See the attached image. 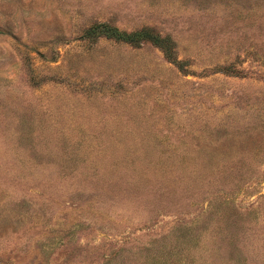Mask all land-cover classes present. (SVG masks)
<instances>
[{"label":"rangeland","instance_id":"rangeland-1","mask_svg":"<svg viewBox=\"0 0 264 264\" xmlns=\"http://www.w3.org/2000/svg\"><path fill=\"white\" fill-rule=\"evenodd\" d=\"M0 264H264V0H0Z\"/></svg>","mask_w":264,"mask_h":264},{"label":"trees","instance_id":"trees-1","mask_svg":"<svg viewBox=\"0 0 264 264\" xmlns=\"http://www.w3.org/2000/svg\"><path fill=\"white\" fill-rule=\"evenodd\" d=\"M87 31L92 32L93 34H103L108 37H112L117 40H123L130 44L138 45L142 40H149L154 45L160 47L164 54L168 53L166 48V37L161 36L158 33H154L149 30L147 27H141L135 30H121L116 26L109 25L107 23H95L86 29Z\"/></svg>","mask_w":264,"mask_h":264}]
</instances>
